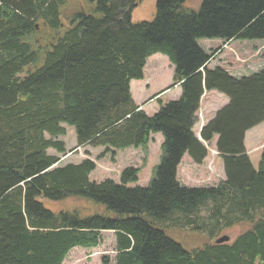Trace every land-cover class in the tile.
Returning <instances> with one entry per match:
<instances>
[{
  "label": "trees",
  "instance_id": "trees-1",
  "mask_svg": "<svg viewBox=\"0 0 264 264\" xmlns=\"http://www.w3.org/2000/svg\"><path fill=\"white\" fill-rule=\"evenodd\" d=\"M72 1L0 0V264H64L76 248H98L106 231L116 236L115 264H264V150L255 169L245 147L247 132L264 123V70L237 79L209 69L214 56L197 43L264 41V0H203L197 11L188 0H157L154 20L136 24L132 12L143 0H82L86 7L67 14ZM156 54L174 66L171 88L180 85L182 96L163 103L166 91L157 94L160 110L149 117L131 83L144 79ZM206 92L229 104L201 141L194 128ZM65 125L76 128L77 148L112 154L146 149L162 134L149 186L128 187L139 180L133 167L117 184L91 182L96 165L88 159L60 166L71 152L59 139ZM216 137L226 180L180 184L184 156L202 165L203 142ZM241 225L234 241L190 252L166 234L191 227L210 239Z\"/></svg>",
  "mask_w": 264,
  "mask_h": 264
},
{
  "label": "rangeland",
  "instance_id": "rangeland-1",
  "mask_svg": "<svg viewBox=\"0 0 264 264\" xmlns=\"http://www.w3.org/2000/svg\"><path fill=\"white\" fill-rule=\"evenodd\" d=\"M156 2L157 0H143L138 7L133 10L132 22L136 24L144 21H153L156 16ZM202 2L203 0H188L185 6L191 10L197 11ZM82 5V0H73L72 6L66 10V13L72 14L77 8L80 6L82 7ZM84 6L86 7V5H83V7ZM197 43L207 54L214 56V59L210 62L208 67L210 69H215L217 67L222 68L237 79L250 77L264 70V41L236 40L225 45L223 41L216 39H199ZM174 74L175 68L169 59L165 55L156 54L147 61V65L144 69V79L136 82L133 87L131 86L134 101L149 117L154 116L160 110V103L156 99H153L155 98L154 96L166 91L160 96V100L163 103H166L169 98L174 96L175 92L170 95L167 94L174 84ZM207 94L202 111L199 109L197 113L198 121L194 128L196 136H198L201 129L208 124L207 122H210L215 117L212 118L214 112L217 114L218 111L229 104V99L225 95L218 92H214L213 94L208 92ZM207 101H210V104H208ZM201 118H203V120ZM64 127L67 129V135L59 139L65 142L67 151L71 152L66 157L62 158L60 166L80 164L88 159L93 161L96 165V169L90 175L91 182L100 183L106 180H113L117 184L121 183L122 172L127 168L133 167L139 170V180L137 183H130L128 187L149 186L154 177L156 167L161 163L163 155L162 144L164 141L162 134L153 135L146 149L130 148L112 154L104 153V148H93L91 146L77 148L76 128L70 125H65ZM255 133H259V130L254 132L253 139L251 140L252 142H260L261 139L264 140V133L259 135V137H257ZM203 144L208 150V157L202 166L194 168L195 171L186 175V177L189 176L190 178L187 180L184 179V183H186L189 188L215 187L222 182L224 178L223 169L217 159L219 153L216 150V146L204 142ZM258 148L261 149L262 147L259 145ZM263 150L264 147L260 150V153L252 157V163L255 169H258ZM49 152L55 154L53 150ZM187 161L188 159H186V162ZM185 167V163H182L180 171ZM183 177L184 176L181 175V179H183ZM44 202L45 206L49 209L53 208L58 210L61 208H71L67 203H62L58 206L55 205L51 208V202ZM208 213V210H203L201 216L206 219ZM242 227L243 225L223 231L218 236L211 237L210 239L207 236V230L199 233L197 230H191V227H186L181 230L169 229L166 234L169 238L180 244L186 251L190 252L204 247L208 242H216L217 239L223 236H228L229 242H232L242 232ZM115 237L114 232H102L103 240L98 248L74 249L69 253L64 264H104L103 260L106 258L108 259V264H115L117 255L115 251Z\"/></svg>",
  "mask_w": 264,
  "mask_h": 264
},
{
  "label": "crops",
  "instance_id": "crops-1",
  "mask_svg": "<svg viewBox=\"0 0 264 264\" xmlns=\"http://www.w3.org/2000/svg\"><path fill=\"white\" fill-rule=\"evenodd\" d=\"M209 67V66H208ZM210 69V68H209ZM136 82H138V81H133L132 83H131V86L133 87V85L136 83ZM132 87H131V90H132ZM175 92V93H174ZM171 93H174V96H172L171 98H169V100H167V102H169V101H176V100H179L180 99V97L182 96V90H181V87H180V85H176V86H174L167 94L168 95H170ZM208 93V92H207ZM207 93H205L204 94V96H203V98H202V100H201V106H200V111H202V107H203V105H205V104H203L204 103V100H205V98H206V96L208 95ZM210 94H213L214 92H209ZM207 94V95H206ZM167 95V96H168ZM208 102V104H210V101H207ZM215 114H216V112H214L213 113V115H212V118L215 116ZM202 120H203V118H201ZM208 123V122H207ZM206 124V123H205ZM202 130V129H201ZM256 130H259V133H255L256 134V136L257 137H259V135H261L262 133H264V123L263 124H261V125H259L258 127H256V128H254V129H252V130H250L249 132H247V134H246V137H245V147H246V150H247V154H248V156H249V158L251 159V161H252V157H253V155H256L257 153H260L261 151L260 150H262L263 149V145H264V140H262L261 139V141L259 142V141H251L252 139H253V134H254V132L256 131ZM201 132V131H200ZM200 132H199V135L197 136V137H199L200 136ZM258 132V131H257ZM217 140H218V138L216 137L215 138V140L211 143V144H214L215 146H216V144H217ZM202 141V140H201ZM261 146L262 148L260 149V148H258V146ZM260 149V150H259ZM218 157H217V159L219 160V162H220V166H221V168L223 169V172H224V178L222 179V181H225L226 180V176H225V171H224V162H223V159L220 157V155L218 154L217 155ZM188 157V158H187ZM186 159H188V161L186 162ZM206 162V161H205ZM182 163H185V165H186V167L182 170V171H180V167L182 166ZM200 166H202V165H198V164H196V163H194L193 161H192V159L188 156V155H185L184 156V158H183V160H182V162H181V164L179 165V167H178V170H177V179H178V181L182 184V185H184V186H186L187 187V185H186V183H184V179L185 180H187V179H189L190 177L189 176H187L186 177V175H189V173L190 172H193V171H195V169L194 168H199ZM194 169V170H193ZM182 172V173H181ZM197 172H199V171H197ZM201 174V173H200ZM181 175L182 176H184L183 177V179H181ZM205 175H206V173H205ZM115 242H116V237H115ZM76 249H79V248H76Z\"/></svg>",
  "mask_w": 264,
  "mask_h": 264
},
{
  "label": "water",
  "instance_id": "water-1",
  "mask_svg": "<svg viewBox=\"0 0 264 264\" xmlns=\"http://www.w3.org/2000/svg\"><path fill=\"white\" fill-rule=\"evenodd\" d=\"M198 139L202 140L201 136H199ZM215 243L218 244V245L229 243V237L228 236H223V237L217 239Z\"/></svg>",
  "mask_w": 264,
  "mask_h": 264
},
{
  "label": "bare ground",
  "instance_id": "bare-ground-1",
  "mask_svg": "<svg viewBox=\"0 0 264 264\" xmlns=\"http://www.w3.org/2000/svg\"><path fill=\"white\" fill-rule=\"evenodd\" d=\"M155 97V96H154Z\"/></svg>",
  "mask_w": 264,
  "mask_h": 264
}]
</instances>
